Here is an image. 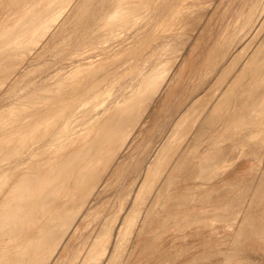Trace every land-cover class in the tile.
Here are the masks:
<instances>
[{"label":"rangeland","instance_id":"obj_1","mask_svg":"<svg viewBox=\"0 0 264 264\" xmlns=\"http://www.w3.org/2000/svg\"><path fill=\"white\" fill-rule=\"evenodd\" d=\"M142 69L155 85L117 105ZM166 69L155 95L153 87ZM104 95L108 99L92 109ZM89 107V118L83 119ZM176 114L183 116L174 121ZM95 115L116 119L101 120L107 123L99 135L101 155L108 160L100 157L106 169L98 163L97 178L84 197L79 194L78 205L85 203L81 212L76 203L68 215L75 211L77 218L69 217L62 232L53 234L63 240L52 239L39 258L28 254L23 238L0 228L5 233L0 264H14L13 255L19 254L43 258L44 264H82L92 252L90 241L102 234L101 245L109 246L99 264H107L122 221L132 213L135 227L113 264H175L169 250L183 264H264V0H0V170L16 164L30 144L36 151L12 168L13 181L37 156L45 155L35 159L44 161L64 145L58 155L64 157L70 141L75 149L83 147L82 133ZM203 141L209 143L203 159H183L185 145L203 155ZM219 147L230 160L209 159ZM234 156L245 159L247 170L228 180L223 175ZM191 169L201 172L194 179L204 185L178 190L185 182L181 175ZM213 183L214 188L206 186ZM2 197L1 205L7 200Z\"/></svg>","mask_w":264,"mask_h":264},{"label":"bare ground","instance_id":"obj_2","mask_svg":"<svg viewBox=\"0 0 264 264\" xmlns=\"http://www.w3.org/2000/svg\"><path fill=\"white\" fill-rule=\"evenodd\" d=\"M57 1V0H56ZM62 1V0H61ZM67 1V0H66ZM159 1V0H158ZM181 1V0H180ZM155 2V1H154ZM54 3V2H53ZM68 3V2H66ZM157 3V2H156ZM70 4V2H69ZM150 4V3H149ZM111 5V3H110ZM155 5V4H154ZM152 4V6H154ZM178 5V4H176ZM200 6V5H199ZM206 6V5H205ZM110 7V6H109ZM150 7V6H149ZM157 7V6H156ZM172 7V6H171ZM182 7V6H181ZM52 8V7H51ZM68 8V7H67ZM169 8V7H168ZM178 8V7H177ZM201 8V7H200ZM203 8V6H202ZM58 9V8H57ZM109 9V8H108ZM154 9V8H153ZM176 9V8H175ZM119 11V10H118ZM171 11V10H170ZM181 11V10H180ZM146 13V12H145ZM167 13V12H166ZM81 14V13H80ZM115 14V13H114ZM182 14V13H181ZM261 14V13H260ZM113 15V14H112ZM241 15V14H240ZM239 15V17H240ZM12 16V15H11ZM169 16V15H168ZM141 17V16H140ZM165 17V16H164ZM167 17V16H166ZM165 17V18H166ZM113 18V17H111ZM110 18V19H111ZM88 19V18H87ZM167 19V18H166ZM139 20V19H137ZM158 20V19H157ZM162 21V20H160ZM169 21V20H168ZM237 21V20H236ZM256 21V20H255ZM83 22V21H82ZM157 22V21H156ZM238 22V21H237ZM13 23V22H12ZM249 23V22H248ZM246 24V23H245ZM50 25V24H48ZM155 25V24H154ZM132 26V25H131ZM135 26V25H134ZM160 26V25H159ZM128 28V27H127ZM133 28V27H132ZM251 29V28H250ZM43 32V31H42ZM165 32V31H164ZM249 32V31H248ZM152 34V32H151ZM150 34V35H151ZM44 35V34H43ZM157 35V33H156ZM102 36V35H101ZM90 37V36H88ZM106 37V36H105ZM143 37V36H142ZM141 37V38H142ZM150 37V36H149ZM157 37V36H156ZM237 37V36H236ZM104 38V37H103ZM161 38V37H160ZM42 40V39H41ZM89 40V38H88ZM113 40V39H112ZM141 40V39H140ZM97 41V40H96ZM93 42V41H92ZM150 43V42H149ZM148 43V44H149ZM143 44V43H142ZM87 45V44H86ZM145 45V44H144ZM132 46V45H131ZM142 46V45H141ZM141 46H139V48H141ZM135 47V46H134ZM137 47V45H136ZM135 47V48H136ZM141 52V51H140ZM139 53V52H137ZM151 53V52H150ZM139 55V54H138ZM81 56V55H80ZM112 56V55H111ZM137 57V56H136ZM91 58V57H90ZM146 58V57H145ZM174 58V57H173ZM140 59V58H139ZM166 59V58H165ZM163 60V61H166V60ZM170 59V58H169ZM168 59V60H169ZM176 59V58H175ZM167 60V61H168ZM171 60V59H170ZM143 61V59H142ZM172 61V60H171ZM171 61L169 63H171ZM136 62V61H135ZM139 62V60H138ZM137 65H140L141 67V64H138ZM162 62V61H161ZM159 62V63H161ZM166 63V62H165ZM168 63V62H167ZM173 63V62H172ZM95 64V63H94ZM164 64V63H163ZM131 65V64H130ZM129 65V66H130ZM157 65V64H156ZM160 65V64H159ZM162 65V64H161ZM171 65V64H170ZM134 66V65H133ZM146 66V65H145ZM164 66H166V68L168 69L167 65L165 64ZM139 67V69H140ZM161 67V66H160ZM163 67V66H162ZM169 67H172L169 66ZM136 68V67H135ZM138 68V66H137ZM136 68V70H137ZM157 68V67H155ZM153 68V69H155ZM164 68V67H163ZM161 68V70L163 69ZM131 69V68H129ZM152 69V68H151ZM165 69V68H164ZM165 70L162 72V75L158 76V78L160 79V81H158L157 85L153 87V94H157L158 91L161 89V86H162V81L164 80V82L166 81L165 79L167 78V74H168V71L169 70ZM172 69V68H171ZM170 69V70H171ZM144 70V72L140 73V77L138 78V81L136 83H132L130 85L126 84L124 81H122L126 86L127 88L125 87V89H128V91L124 94V95H119L118 96V103L117 105H120L121 104L123 105L124 103H128L129 101L132 100V98L134 96H136V94L139 93L140 95V92H142L143 90L147 89L148 88H151L152 85H155L153 81L150 80V82H148L149 80H147V73L145 71V69H142V71ZM131 71V70H130ZM135 71V70H134ZM153 71V70H151ZM159 71V70H158ZM170 72V71H169ZM152 73V72H150ZM154 73V72H153ZM158 72L154 73V74H157ZM161 73V72H160ZM159 73V74H160ZM132 74V73H131ZM135 75V74H133ZM132 75V76H133ZM151 75V74H150ZM138 76V75H136ZM157 76V75H155ZM152 77H154V75H152ZM150 78V77H149ZM128 79V78H127ZM156 79V77H155ZM124 80V79H123ZM154 80V79H153ZM174 80V78H173ZM122 83V85H123ZM156 83V82H155ZM121 84V83H120ZM122 85H119V86H122ZM118 86V87H119ZM123 90V91H124ZM147 90H145L147 92ZM143 94V93H142ZM150 94V93H149ZM152 94V92H151ZM148 95V94H147ZM138 96V95H137ZM136 96V97H137ZM150 96V95H149ZM142 97V96H141ZM146 97V96H145ZM139 98V97H137ZM147 98V97H146ZM108 99L107 96L104 95V97H102L100 100L96 101L92 106L91 108H95V106L99 103H102L104 101H106ZM136 99V98H135ZM142 99V98H141ZM148 100V99H147ZM260 100V98H259ZM142 100H140L141 102ZM256 101V100H255ZM136 102V101H135ZM137 103V102H136ZM142 103V102H141ZM140 103V104H141ZM144 103V101H143ZM133 104V103H132ZM139 104V105H140ZM258 104V103H257ZM263 104V103H262ZM131 105V104H130ZM138 105V104H137ZM133 106V105H132ZM143 106V105H142ZM124 107V106H123ZM135 107L137 108V106L135 105ZM90 108V107H89ZM87 109L86 111H84V116H83V119H87L89 118V113L90 111L92 110L91 108L90 109ZM116 108V107H115ZM135 108V109H136ZM127 109V108H126ZM134 109V110H135ZM139 109V108H138ZM137 110V109H136ZM135 110V111H136ZM111 111H113V108L111 109ZM110 111V112H111ZM109 112V113H110ZM116 112V111H115ZM114 112V113H115ZM108 113V114H109ZM118 113V112H117ZM115 113V114H117ZM107 114V115H108ZM112 114V112L110 113ZM119 114H121L119 112ZM114 115V114H112ZM111 116V115H109ZM121 116V115H119ZM115 117V115H114ZM128 117V116H127ZM104 118V117H102ZM102 118H99L97 115L91 117L89 120L90 121H95L94 123H92V126L91 127H88L87 130L85 132H83L82 134L84 135V138H83V141L85 140V145L82 147H78V149H75L73 147H75V145L72 144V141H70V145L66 148L68 149L66 151V153L63 155L64 157H61L58 156L60 153L62 152H65V147L64 145L57 150L53 151L52 152H49L47 156V158H45V160H40V161H37L39 159H37L38 157H42V156H45V155H42V156H37L35 157L34 159H32L30 162H29V165L27 166H30V165H34L33 167H30L29 169H27V171L25 172V174L22 175V177L20 178L19 176H17L18 180L16 181H13L14 179V171L15 169L13 170L12 168L13 167H20L23 165V160H24V156L28 153V154H33L32 151L34 148V146L32 144H30L29 146H27V149L25 150H22L24 151L23 152V155L20 157V160L16 163V164H13L11 163L10 166H5L2 170H0V198L4 195V192L6 190H8L9 192H5L6 196L5 197H2L3 199H6L7 200L5 202L2 203V208L3 209H0V211L2 210V218H4V221H5V227L2 225L0 226L1 229H3V231L5 233H9L8 236L10 237V233H14V237L15 238H23L22 241L23 243L25 244V250L27 251L28 250V254L30 255H34L36 254L39 258V254L41 251H44V249L46 250V248L48 247L49 244H52V241L53 240H56V238H54L58 233V231H61V227L63 225H66L65 221H67L66 219H68L69 217H73L75 218V211L74 214L72 215H68L69 213H71L72 210H74L76 208V206L78 205V203L81 201H79V194L83 193V190L87 189L88 188V185H90V183L92 182V180H95L97 178V174H98V167L99 164L101 165V163H99L98 161H100L99 159L102 160V158H100L101 156L104 155H101L102 154V143H101V138L99 139V135L101 134V132L104 130V129H107V128H104L105 125L107 124L106 123V120L105 122L104 121H101ZM108 119L109 117H105L104 119ZM99 119V120H97ZM103 119V120H104ZM113 119H116V118H112L111 117V120ZM118 119V118H117ZM122 119V117H121ZM126 119V118H125ZM128 119V118H127ZM131 119V118H130ZM97 120V121H96ZM110 119L107 120V122H110L111 121ZM100 121H101V124H100ZM122 121V120H121ZM103 122L105 123L103 125ZM112 123V122H111ZM117 123V122H116ZM109 124V123H108ZM119 124V123H118ZM98 125V126H97ZM111 125V124H110ZM121 126V125H120ZM110 129H111V126H109ZM113 127V126H112ZM119 127V126H118ZM117 127V128H118ZM114 128V127H113ZM112 128V129H113ZM109 130V129H108ZM118 130V129H117ZM114 131V130H112ZM111 132V131H110ZM104 133V132H103ZM82 134H80L77 138H75L73 140L74 141H77L79 139L82 138ZM95 136V135H98V138L95 136V138H92V136ZM103 135V134H102ZM108 135V134H107ZM109 136V135H108ZM90 138V139H88ZM111 140V139H110ZM113 140V139H112ZM121 141V140H120ZM103 142V140H102ZM107 142V141H106ZM109 143V142H107ZM110 146V145H109ZM112 146V145H111ZM22 147V146H21ZM71 148V149H70ZM107 148V146H106ZM23 149V148H22ZM12 151V150H11ZM22 151H20L22 153ZM111 151V150H110ZM56 152V154H55ZM3 154V153H2ZM55 154V155H54ZM107 154V152H106ZM105 154V155H106ZM109 154V153H108ZM107 154V155H108ZM1 155V154H0ZM112 154H110V157ZM2 156V155H1ZM60 159H59V158ZM103 157H107V156H103ZM1 159V158H0ZM35 159H37L35 161ZM104 159V158H103ZM35 162H34V161ZM106 160V159H105ZM107 160H108V157H107ZM106 160V161H107ZM64 161V164H60V166L58 167L56 164L58 163H61ZM104 161V163L106 162ZM114 161V160H113ZM16 162V160H15ZM42 164H40V163ZM54 164L53 166V170L51 172V170H49L48 172L46 173H43V171H46L47 167L51 164ZM99 163V164H98ZM98 164V165H97ZM106 164V163H105ZM107 165H108V162H107ZM2 166V165H0ZM26 166V167H27ZM104 166L101 165L100 167ZM110 166V165H109ZM105 167L108 168V166L105 165ZM1 168V167H0ZM24 169V168H23ZM103 169H106L104 167H102V170ZM23 171V170H22ZM25 171V170H24ZM106 171V170H105ZM24 173V172H22ZM21 173V174H22ZM101 173H103V171H101ZM100 173V174H101ZM16 174V173H15ZM56 174H57V177H56ZM53 177V178H52ZM98 184V182H97ZM94 186V185H93ZM92 186V188H94ZM30 191V192H29ZM86 191V190H85ZM29 192V193H28ZM84 195H82L83 197L85 196L86 193H83ZM91 195V194H90ZM81 197V196H80ZM83 199V198H82ZM3 200L0 199V203L2 202ZM79 201V202H78ZM85 202V201H84ZM77 203V205H76ZM108 203V202H107ZM5 204H6V207L7 208H10V209H6L4 208L5 207ZM85 205V203H83ZM99 204V203H98ZM125 204V203H124ZM159 204V203H158ZM84 205H81V206H77V208L75 209L76 210V213H80L81 212V208L84 206ZM25 206H29L28 210H22L23 207ZM102 206V205H101ZM79 208V209H78ZM5 210V211H4ZM98 210V209H97ZM121 210V208L119 209V211ZM92 211V210H91ZM72 212V213H73ZM88 213V211H87ZM130 214V213H129ZM72 217V218H73ZM89 217V215H88ZM103 217V216H102ZM115 217V216H114ZM117 217V216H116ZM115 217V218H116ZM136 217V213H132L131 215H129L126 219H124L122 221V224L120 226V229H119V238L117 240V244L115 246V250L113 252V256L111 257L110 261L107 263V264H113V262L116 260L118 254L121 252L126 240L129 238L130 234L132 233L135 225H132L135 221H134V218ZM1 218V217H0ZM77 218V217H76ZM75 218V219H76ZM84 218V216H83ZM70 219V218H69ZM132 219V221H131ZM138 218H136L137 220ZM2 220V219H0ZM74 220V219H73ZM85 220V219H84ZM117 220V219H116ZM69 222L71 221L68 220ZM78 221V220H77ZM103 221V220H102ZM112 221V219L110 220ZM138 221V220H137ZM1 222V221H0ZM3 222V220H2ZM68 222V225L69 224H72V223H69ZM74 222V221H73ZM109 222V221H107ZM116 222V221H115ZM109 224V223H107ZM75 225V224H73ZM90 226V225H88ZM60 227V228H59ZM71 228V226H69ZM69 227L66 226L67 230H70L68 229ZM85 227H87V225H85ZM85 227H82L85 228ZM105 227V226H104ZM107 228V227H106ZM111 228V227H110ZM118 228V227H117ZM60 229V230H58ZM91 229V228H90ZM89 229V230H90ZM94 229V228H92ZM109 229V228H108ZM113 229V227H112ZM77 230V229H76ZM87 231V230H86ZM0 231V234L4 235L5 233ZM62 232V231H61ZM66 232V230L64 231L63 230V233ZM82 232V231H81ZM80 232V233H81ZM88 232V231H87ZM110 232V230H109ZM67 233V232H66ZM65 233V234H66ZM83 233V232H82ZM86 233V232H85ZM92 233V232H91ZM111 233V232H110ZM55 236H54V235ZM63 234V236L65 235ZM69 234V233H68ZM101 234V233H100ZM105 234V233H104ZM108 234V233H107ZM1 235V237H3ZM62 235V234H61ZM103 235V234H102ZM101 235V236H102ZM54 236V237H53ZM76 236V235H75ZM81 236V235H80ZM86 236V235H85ZM100 236V237H101ZM104 236V235H103ZM57 237V236H56ZM60 237V236H59ZM73 237V236H72ZM99 237V238H100ZM5 238V237H4ZM63 237H60L59 239L60 240H63L62 239ZM97 238V237H96ZM99 238L96 240L94 238L93 241H90L91 244H90V247H91V250L92 252H89L90 254L88 255V257L86 256L85 259H83V262L82 264H91L93 261L96 262L95 264H99L101 259L106 255L107 253V249H108V244L107 246H105V244H103L105 247H103V245H101V239H103V237L99 240ZM111 238V237H110ZM53 239V240H52ZM59 239H58V243L59 242ZM72 239V238H71ZM76 239V238H75ZM78 239V238H77ZM87 239V238H86ZM85 239V240H86ZM89 239V238H88ZM109 239V238H108ZM106 239V240H108ZM21 240V239H20ZM51 240V242H50ZM110 240V239H109ZM22 241H19V242H22ZM103 241V240H102ZM7 242L9 243L10 240L7 239ZM84 242V241H83ZM86 242V241H85ZM104 242V241H103ZM102 242V243H103ZM106 242V241H105ZM6 243V244H8ZM55 243V241H54ZM109 243V242H108ZM23 244V245H24ZM88 244V242H87ZM53 245V244H52ZM51 245V246H52ZM55 245V244H54ZM60 245V244H59ZM71 245V244H70ZM84 245V243H83ZM83 245H82V248H83ZM6 245H4L5 247ZM16 246V245H15ZM22 247V244H20L18 246L17 244V247ZM50 246V249L52 248ZM58 246V245H57ZM62 246V245H61ZM75 246V245H74ZM22 247V248H24ZM21 248V249H22ZM55 248V247H54ZM53 248V249H54ZM49 249V250H50ZM24 250V249H22ZM21 250V252H22ZM56 250V249H55ZM82 250V249H80ZM89 250V249H88ZM90 250V251H91ZM5 252V251H4ZM50 253V251H48ZM54 252V250H53ZM27 253V252H25ZM5 254V253H4ZM23 254V253H22ZM52 255L54 253H51ZM77 254V253H75ZM74 254V256H75ZM80 254V253H79ZM88 254V253H87ZM20 255V254H19ZM19 255H13L15 256L14 259V264L16 262V264H29L28 262L31 261L32 259L34 260V258H32L31 260H27L25 255L18 257ZM30 255L28 257H30ZM43 255V254H41ZM40 255V256H41ZM12 256V255H11ZM12 256V257H13ZM56 256V254H55ZM7 257V256H6ZM22 257V258H21ZM52 257V256H51ZM50 256L47 258V256L45 258L47 259H50L51 258ZM66 257V255H65ZM63 257V258H65ZM5 258V256H4ZM11 258V257H10ZM25 258V259H24ZM41 258V257H40ZM2 259V258H1ZM12 259V258H11ZM12 259V260H13ZM42 260H38L39 262L43 261L42 264H44V261L45 259L41 258ZM46 259V261H47ZM53 259V258H52ZM75 259V257H74ZM6 260V258H5ZM10 260V259H9ZM27 260V261H26ZM11 261V260H10ZM18 261V262H17ZM35 261V263H34ZM32 263L33 264H39L37 260H34ZM50 261V260H48ZM8 263V262H7ZM30 263V264H32ZM3 264H6L3 263ZM9 264H11L9 262ZM46 264V263H45ZM50 264V263H49ZM61 264V263H60ZM66 264V263H65ZM79 264V263H78ZM93 264V263H92Z\"/></svg>","mask_w":264,"mask_h":264},{"label":"crops","instance_id":"obj_3","mask_svg":"<svg viewBox=\"0 0 264 264\" xmlns=\"http://www.w3.org/2000/svg\"><path fill=\"white\" fill-rule=\"evenodd\" d=\"M215 107H217V105H215ZM181 113H183L185 110L182 109L180 110ZM181 116H183V114H176L175 118H174V121L178 120ZM219 140H216L214 143L215 145H218L219 143ZM200 144H203L202 146H200L199 148V154H203V155H199V156H195L193 155L194 153H190L189 151H186L188 150V148L185 146H183L182 150L183 152H181V154L183 155V159H189V160H195V159H203L205 157V155L207 154V150H208V144L207 142L203 141V143H200ZM210 147V146H209ZM212 148V146H211ZM221 148L219 147L218 148V151H216L215 155L212 157V156H209V159H218V160H223V159H231V155H229L230 153L227 152L226 155H224V152H222L220 150ZM217 150V148H216ZM237 156H234L233 158H236ZM245 159L243 158H239L237 157L236 159V162L235 164L233 165V167H230L228 169V171H226V173L223 175H227L229 176L228 180H232L231 178L232 177H235L233 180H235L237 177H241L242 175H244L245 171L247 170L246 169V164H245ZM201 175V172L199 171H194V170H189L185 173H183L181 175L182 179H185V182H183L182 184H180V191H186V190H190V191H194V190H199L200 188L199 187H202L204 184H202L201 182L199 181H195L194 177H198ZM222 176V177H223ZM188 180V181H187ZM202 181V180H201ZM215 181V180H214ZM203 182V181H202ZM206 186H210L211 188H214L215 185L214 183L211 184V185H206ZM177 190V189H176ZM177 220H179L181 222V215L175 217ZM180 224V223H179ZM170 253H166V255H174L175 256V264H183V260L181 258H178V254L177 252H173L172 250H169Z\"/></svg>","mask_w":264,"mask_h":264}]
</instances>
